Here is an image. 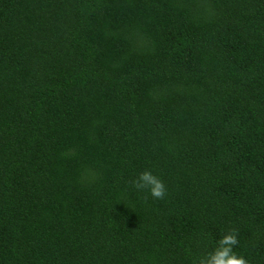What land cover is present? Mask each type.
<instances>
[{"label": "trees", "instance_id": "obj_1", "mask_svg": "<svg viewBox=\"0 0 264 264\" xmlns=\"http://www.w3.org/2000/svg\"><path fill=\"white\" fill-rule=\"evenodd\" d=\"M229 228L264 264V0H0V264H193Z\"/></svg>", "mask_w": 264, "mask_h": 264}, {"label": "clouds", "instance_id": "obj_2", "mask_svg": "<svg viewBox=\"0 0 264 264\" xmlns=\"http://www.w3.org/2000/svg\"><path fill=\"white\" fill-rule=\"evenodd\" d=\"M131 184L137 190H147L155 198L163 197L166 191L163 181L150 170L138 173ZM238 243V229L229 228L220 236L217 246L211 252L194 258L193 264H250L245 255L235 250Z\"/></svg>", "mask_w": 264, "mask_h": 264}]
</instances>
